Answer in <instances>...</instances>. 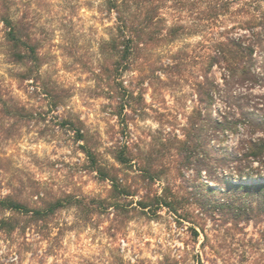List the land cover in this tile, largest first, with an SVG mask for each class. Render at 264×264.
I'll return each mask as SVG.
<instances>
[{"label": "trees", "instance_id": "16d2710c", "mask_svg": "<svg viewBox=\"0 0 264 264\" xmlns=\"http://www.w3.org/2000/svg\"><path fill=\"white\" fill-rule=\"evenodd\" d=\"M15 1L0 0L5 53L19 67L13 77L26 93L43 96L52 109L60 110L70 93L43 79L40 44L26 17L12 13ZM200 1L105 0L116 22L110 28V39L100 46L103 61L97 76L116 102L111 114L118 118L120 129L96 140L82 120L68 117L64 124L74 129L78 141L86 143L81 147L88 170L110 182L109 193L96 198L65 192L51 198L52 193L40 182L17 187L9 183L11 190L0 193V231H26L72 206L83 217L84 213L92 217L111 210L127 218L135 211L153 217L167 210L179 222L191 223L197 236L204 230L199 221L215 214L206 212L209 209L221 212L222 218L232 213L233 220L250 216L256 209L264 214V0H240L241 4L238 0H208L211 13L205 19L223 25L216 37L202 43L204 52L169 48L164 54L161 48L189 29L182 20L170 25L164 10L170 7L199 15ZM228 21L232 25L227 27ZM127 73H136L134 82L140 83L127 81ZM188 74L194 79L192 111L183 113L181 120L167 115L162 127L148 137L136 134L132 120L147 111L142 85L153 86L158 81L173 89ZM30 83L32 91L27 87ZM138 84L140 90H136ZM257 89L262 92L256 93ZM34 113V108L0 83V119L13 121L2 127L9 139L20 135L16 132L19 125ZM236 135L239 141L232 146L228 141ZM28 189L37 206L23 198ZM174 263L169 257L163 261Z\"/></svg>", "mask_w": 264, "mask_h": 264}, {"label": "rangeland", "instance_id": "374dc122", "mask_svg": "<svg viewBox=\"0 0 264 264\" xmlns=\"http://www.w3.org/2000/svg\"><path fill=\"white\" fill-rule=\"evenodd\" d=\"M208 3L200 1L201 13L193 16L170 7L164 10L170 25L182 20L189 27L188 33L161 48L164 54L169 48L174 52H204L202 43L216 37L223 25L205 19L211 13ZM12 13L26 17L40 44L43 79L67 88L70 97L65 107L54 110L47 98L31 96L22 89L13 77L19 67L5 53L4 25L0 22V83L35 110L19 125L16 132L20 135L11 139L2 127L13 121L0 119V193L11 190L9 183L17 187L40 182L52 193L51 198L65 192L107 197L110 182L101 181L88 170L81 147L86 143L78 141L74 129L64 122L68 117L82 120L85 130L96 140L100 135L106 139L111 131L120 129L118 118L111 114L116 102L97 76L103 61L100 46L110 39L115 14L108 11L105 0H16ZM230 25L232 21L225 24ZM136 76L127 73L124 78L136 84ZM193 82L188 74L173 89L158 81L153 86L148 82L142 85L147 111L132 120L136 134L148 137L149 132L162 127L167 115L181 120L183 113L189 114L195 104ZM27 87L33 90L32 84ZM136 90H140L139 84ZM239 138L236 135L228 142L236 146ZM30 190L23 198L37 206L36 198L28 195ZM206 212L215 214L199 221L204 230L197 236L189 227L191 223L179 222L167 210L153 217L135 211L127 218L123 216L126 214L116 216L113 210L92 217L84 213L83 217L75 206L67 207L49 222L26 231H0V264H163L166 257L176 264H264V214L256 209L250 216L243 214L233 220L236 216L232 213L222 218L219 211Z\"/></svg>", "mask_w": 264, "mask_h": 264}]
</instances>
